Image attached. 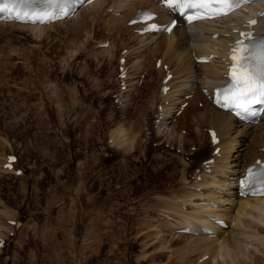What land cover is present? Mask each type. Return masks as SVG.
I'll use <instances>...</instances> for the list:
<instances>
[{"label":"rangeland","instance_id":"1","mask_svg":"<svg viewBox=\"0 0 264 264\" xmlns=\"http://www.w3.org/2000/svg\"><path fill=\"white\" fill-rule=\"evenodd\" d=\"M103 3V11L92 7L77 17L46 24L42 32L16 21L0 24V209L8 207L14 219L21 220H15L16 233L7 236L0 264H207L208 257L190 249L202 233H176L164 224L169 212L177 221L180 214L175 215L172 204L178 203L184 189H192L188 183L194 180H188L185 171L200 165L214 149L206 132L210 121L199 129L194 123L207 102L201 97L193 103L190 97L189 109L185 107L176 121L187 131L174 129V123L168 129L162 122L159 126L160 134L174 140L172 144L197 146L190 165L175 150L153 145L160 134L153 129L152 117L162 99L158 84L165 71L162 66L155 69L154 60L156 55L165 56L164 62L175 70L182 57L173 48L159 47L164 35L136 36L112 17L111 0ZM104 37L111 40L108 50L98 45ZM123 47L129 48L133 85L125 93V103L118 106L112 93L118 88ZM142 69L147 73L141 81ZM185 74L177 72L172 95L183 78L191 77ZM196 77L199 80L200 74ZM189 87L187 92H200L197 86ZM119 125L136 137L133 148L113 145V135L108 143ZM241 126L233 129L232 136L235 147L242 142L237 159L244 166L260 147L252 145L253 137L241 132ZM10 151L20 156L17 165L25 173L18 176L5 170ZM204 187H196L193 199L183 202V214L204 202L207 207L210 188ZM239 198L236 194L229 198L234 204L217 207L223 211L239 206ZM251 219H243L242 225L253 231L256 227L264 235V222L255 219V226ZM251 249L257 264H264L260 242L256 240Z\"/></svg>","mask_w":264,"mask_h":264},{"label":"bare ground","instance_id":"2","mask_svg":"<svg viewBox=\"0 0 264 264\" xmlns=\"http://www.w3.org/2000/svg\"><path fill=\"white\" fill-rule=\"evenodd\" d=\"M103 2L104 0H95L94 2H92V4L85 6L83 10L81 11H86L89 9L91 10L92 7H95V8L98 7L99 10H102L103 4H105ZM112 5L115 6L116 11L120 10V14L123 17L124 22L127 21V24L129 27H133V26H131L128 23V20L136 14L139 6L157 9L160 12L157 18L161 20L162 22H166L172 16L176 15V12L172 10L171 8H167L159 4V0H112ZM247 6L249 10H254V8L255 9L264 8V0H255L252 3L248 4ZM81 11L75 14L76 17L77 15L80 14ZM93 12H97V11H93ZM239 13L240 12H237L231 16L220 17L217 19L202 20V21L196 22L195 25L186 24L183 26H176L170 34L163 33L165 35V39L164 40L162 39V45H159V47L162 48V46H165L167 47V50L173 48L175 51H177L178 57H182L181 62H180V67L178 65L176 66V67H179V69L174 67L175 70H172L174 71V75L172 79L169 81L170 84H172V82L177 77L176 73L178 71L190 74L191 78H194V79L196 75L200 74V78L198 81L203 87L207 86V83L212 85L213 87L215 83L219 82V80L224 76V73L228 71L227 69L228 57L225 54V49L222 48V46H224L226 42H228V40L231 39L230 36H225L221 32L231 31L232 27L231 26L226 27L225 25L229 24L230 21L233 19H238L240 17ZM112 17L114 18L113 15ZM117 21L119 20L117 19ZM262 21H263L262 27L264 28V15H262ZM7 23L12 24L14 22L0 21V24H7ZM121 23L122 22H120V24ZM31 26L36 27V29L37 28L40 29L42 32V30L45 28L46 25L36 23L35 25H31ZM218 31H220L218 36L213 37L214 32H218ZM155 35H158V34L156 33H145V34H140V35L138 34L139 37H142L144 39H153L155 38ZM104 49H107V48H105L104 46L103 50ZM211 51L215 52L218 55L214 56L209 61H203V63L199 62V66L201 67L199 69L196 68L195 65L198 64L196 62V55L200 56V55H203L204 53L207 54ZM165 75H166V72L163 71L161 73V79ZM188 80H190V77H187V79L183 78L182 83L179 82L178 87L181 88L180 86H182V88L181 89L178 88V92L176 96L175 94L172 95L174 91H170V92L168 91L164 95V98L167 100L166 102L168 104L167 103L165 104V110H164V115H163L164 120H162L161 122L167 125V129L173 121V119L172 121L170 119L173 117L176 110L181 106L182 102L185 99H187V98H184L182 100L181 96H184L188 94V92H191V91L187 92L188 87L189 86L191 87V85L188 84L189 82H187ZM130 84H131V81H130ZM173 85L174 84H172L171 87H173ZM175 86L177 87V85ZM200 96H201V93L197 92L196 90L194 95L192 94V96L190 97H193L192 100H195V98L198 99V102H199ZM205 101L207 102V105L205 106L204 110L199 111V113L197 114V117L194 118V123L197 124V127L199 129L201 128L202 123H204L205 121H210L211 124L209 126H214L219 132L220 137H221V141L217 143L216 145H213L211 142L210 134H209L210 144L213 145V148L219 145L221 150H220V153L215 155L217 157H215L214 162H212L211 171L204 172V175L201 178L202 182L197 183V184L195 183L199 181L194 182V186L196 187H199L201 185L202 186L206 185L207 187L210 188V189H206V191L207 190L210 191V193H206L208 194L207 199H206L208 201V204H207V207L205 208L204 207L205 202L203 203L204 205L203 207H200L201 205L199 204L201 203L197 202L199 207L198 208L196 207L195 208L196 210L192 211V213L191 212L187 213L185 211L187 214H183L184 212L182 211V208H181L183 202L184 201L189 202L191 199H193L194 195L197 194L198 192L196 191L197 188L192 187V186H191L192 188L191 190L184 189V191H182L183 193L181 192L183 196L180 193V196L182 198L181 199L178 198V203L176 204V205H179L180 208L178 206L176 207V205L174 204H172L174 207L169 206V207H173V212L175 213V215H176V212L180 214L179 218H177V221H174V218L170 217L172 215V214L170 215V212H169L171 211L170 210L171 208H170L168 210L170 216L165 215L164 217V218L167 217V220L169 221L164 222V224H168L169 228L170 227L173 228V230L176 233L180 232L185 235L186 234L188 235L196 234V232L202 233V236L199 237L200 239H198L196 243H194L193 241L194 244L193 246L190 245V249L192 250L194 249V251L199 250L202 252L201 256L205 255L204 258L208 257L209 259L207 260V264H242L243 262L246 264H257L258 257L255 256V253L251 252L252 250L251 247L254 245V242L257 240L260 242V244L262 245V249H263L264 248V235L261 234L260 231H257L256 227H255V231L251 229V226L244 227L242 225V220L243 219L248 220V217L252 216L254 219H251L250 222H252L253 225L255 226L258 225L257 224L258 221L256 222L255 219H258L259 222H264V195L241 196L237 194V190L236 188H234V185L235 184L238 185V178L235 179V176L238 174V172L245 170V167L247 166L250 160H248L247 164L244 165L242 168L239 167L241 163L238 162L237 157H239L240 154L242 153V151L240 152V147H239L242 144V142L240 141L238 142L239 145H237L236 147L234 146L237 143V141L235 138L233 139L234 136H232L233 134L232 131L236 126L242 125L241 126L242 128L240 127L241 129L239 130L241 132H244L245 135H249L253 137L252 145L256 147V149L257 148L259 149V146L264 145V117L258 124L242 122L233 113L223 109L222 107L216 106L213 103V101H211L210 99L205 98ZM186 110L187 109L185 108L184 112ZM182 112L183 110L181 111V113ZM207 116H209V119L207 118ZM163 128H165V126ZM172 130L173 129H171V133H172ZM112 132H113L112 135H113L114 144L119 145V147H124V148L132 147L133 148V144L135 142L136 137L132 136L131 132L129 133L128 129L124 128V125L123 126L119 125V127L116 126V129H114V131ZM169 133L170 132H168V134ZM179 137H180V141H182V138H183L182 135L180 136L179 134ZM255 155L264 156V150H262V148L261 150L259 149L258 153L257 154L255 153ZM255 155L252 156L251 160L254 157H256ZM1 170L3 171V169ZM5 170L12 171L6 167H5ZM185 186H186V183H185ZM207 187H204V188H207ZM236 194L238 198L240 197L238 200V203H239V206L237 205L238 207L237 206L235 207V205L233 207L230 206V208H228L227 210H223V211L221 210V208L217 207L218 205H222L225 202L234 204L235 202H233V200H230L229 198H231L232 196ZM183 197H185V200H183ZM176 200H174V202ZM193 204L195 205V203ZM2 215L3 217L5 215V219L1 220V217H0V220H1L0 229L3 228L4 231L9 230V229L11 230L13 225L11 226L10 223H13V222H16L17 224L16 226L19 225L17 221H15L17 220V218L14 219L15 213L11 211L10 209H8V207H4L0 209V216ZM9 217H11L10 219L13 222L8 221ZM216 217L225 218L226 224H223L217 221ZM231 223L233 225H231ZM181 225H187L191 227V229L193 228L196 232L192 233V232L181 231L178 228ZM208 229H210L213 232H208L207 231ZM227 231L229 233H227ZM3 234L4 232L0 231V235H3ZM226 235L229 237H227Z\"/></svg>","mask_w":264,"mask_h":264},{"label":"snow or ice","instance_id":"3","mask_svg":"<svg viewBox=\"0 0 264 264\" xmlns=\"http://www.w3.org/2000/svg\"><path fill=\"white\" fill-rule=\"evenodd\" d=\"M46 2L49 5H55L57 10H46L37 15V19L47 17V19L51 20L67 15L68 9L71 3H73V0H46ZM247 2H250V0H165L166 5L172 10L179 11L181 15H184L187 10L191 9L193 10V15L197 18H200L202 13L209 17L226 15L228 12H231ZM217 5L220 7H217ZM3 10V8H0V11ZM16 18L28 20L30 17L27 15H18ZM148 18L151 19L150 16ZM250 23H255V21H251ZM150 27L155 28L156 25L152 24ZM247 39L253 40L254 38L248 35ZM243 45L244 41H237V46L233 49L232 53L233 60H236L237 51L245 53L241 55L239 60L240 67L243 71H241L238 76H232V83L225 91L229 93L226 106L232 105L236 108L246 110L248 104L255 102L257 96L264 97V38L260 40L259 45L257 46L259 48V59L255 66H252L251 63L255 58L254 54H252V48L243 47ZM235 67L236 65L234 64V70Z\"/></svg>","mask_w":264,"mask_h":264}]
</instances>
